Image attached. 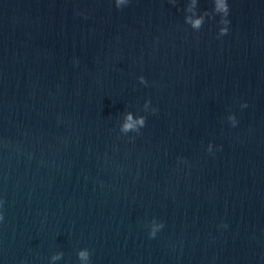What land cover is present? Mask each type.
Here are the masks:
<instances>
[{
  "label": "water",
  "instance_id": "1",
  "mask_svg": "<svg viewBox=\"0 0 264 264\" xmlns=\"http://www.w3.org/2000/svg\"><path fill=\"white\" fill-rule=\"evenodd\" d=\"M0 213V264H264V0H0Z\"/></svg>",
  "mask_w": 264,
  "mask_h": 264
},
{
  "label": "clouds",
  "instance_id": "2",
  "mask_svg": "<svg viewBox=\"0 0 264 264\" xmlns=\"http://www.w3.org/2000/svg\"><path fill=\"white\" fill-rule=\"evenodd\" d=\"M142 122V121H141ZM125 127L126 128H129V127H131V125H125ZM3 219H4V216H3V214L2 213H0V221H3ZM154 233H153V237H154Z\"/></svg>",
  "mask_w": 264,
  "mask_h": 264
}]
</instances>
